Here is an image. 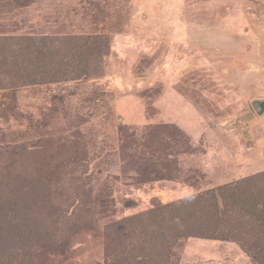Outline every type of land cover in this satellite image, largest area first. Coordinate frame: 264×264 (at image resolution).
Segmentation results:
<instances>
[{"label":"rangeland","instance_id":"obj_1","mask_svg":"<svg viewBox=\"0 0 264 264\" xmlns=\"http://www.w3.org/2000/svg\"><path fill=\"white\" fill-rule=\"evenodd\" d=\"M261 99L264 0H0V264H264L123 230L263 171Z\"/></svg>","mask_w":264,"mask_h":264},{"label":"trees","instance_id":"obj_2","mask_svg":"<svg viewBox=\"0 0 264 264\" xmlns=\"http://www.w3.org/2000/svg\"><path fill=\"white\" fill-rule=\"evenodd\" d=\"M144 214L150 223L138 224ZM144 214L124 219L123 230L129 237L153 231L163 246L159 251L163 252L164 247L167 250V244L173 240L167 236V231L175 226L177 230L173 232L180 231L179 235L234 241L246 250L244 242L259 245L264 238V170L186 195L174 203L158 205ZM246 223L251 225V231L245 229L248 224L243 226Z\"/></svg>","mask_w":264,"mask_h":264},{"label":"water","instance_id":"obj_3","mask_svg":"<svg viewBox=\"0 0 264 264\" xmlns=\"http://www.w3.org/2000/svg\"><path fill=\"white\" fill-rule=\"evenodd\" d=\"M252 105L259 114L264 112V100H256L252 103Z\"/></svg>","mask_w":264,"mask_h":264},{"label":"crops","instance_id":"obj_4","mask_svg":"<svg viewBox=\"0 0 264 264\" xmlns=\"http://www.w3.org/2000/svg\"><path fill=\"white\" fill-rule=\"evenodd\" d=\"M261 100H263V99H261Z\"/></svg>","mask_w":264,"mask_h":264}]
</instances>
